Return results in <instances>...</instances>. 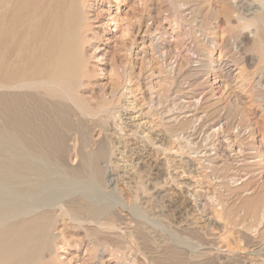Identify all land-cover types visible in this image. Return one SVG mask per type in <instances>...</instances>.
<instances>
[{"label":"bare ground","instance_id":"1","mask_svg":"<svg viewBox=\"0 0 264 264\" xmlns=\"http://www.w3.org/2000/svg\"><path fill=\"white\" fill-rule=\"evenodd\" d=\"M148 2L149 3H147L146 5L147 12L145 13V15H143L141 18L139 17V15V19H135L136 38L132 37L133 39L131 40L135 44L133 49L132 46H130V48L128 46V49L126 48L127 50L124 48L127 54H131V52H133L132 55L135 60V64L136 59H140V62L138 61L139 65L130 63V65L128 66L125 65L118 67L120 62H117V64L114 60V62L104 63L102 66H95L94 64L93 66L90 63L91 61H97L98 59V55L95 53L96 50H98L99 46L97 44L98 42L96 43V37L98 35L99 28L105 21L104 18L108 19L105 21L106 23L104 22L106 25L109 26L110 23H112V27H114L113 33L115 32L116 34H118L122 31L127 32V28H129L130 26L132 28L134 23L132 22V18L134 17L131 14L133 6L132 3H130V0H0V264H59L60 258L57 250L67 245L69 241L64 233L65 231L63 226V224H66L67 221L69 225L85 231L86 236H88L89 238L88 243L97 246L100 254L101 252L103 253V251H105L107 241H110L107 239L118 238L119 240V238L122 239L121 237L127 235H124V228L122 227L123 221L120 224L117 223L118 221H115L120 220V218L117 219L118 215L114 212L111 206L112 203L111 198H109L110 196L107 197L105 192L101 193V189L103 188L104 191L107 190L105 188L112 189L113 184L116 181V175L121 180L126 178L128 175H133L134 171L133 169L129 168L128 164L122 162V164H120L115 160V151L113 150L114 148L112 146L113 142L107 141L106 138L99 137V135L101 134L100 132L97 136L95 135V137L90 136L89 131L87 130L89 129L87 128V124L88 121H100L99 124H103L107 121L106 123L108 124V119L115 116L118 117V115H115V112L117 110L116 107L118 106V101L120 100V97H122L121 95H123L124 92L128 94L134 92V94H137L135 93L137 91H134L135 89L138 90L137 85L141 86L143 84H146V82L148 83L147 86L149 85V89L150 87H158L156 88L160 94L159 95L157 92L158 98L159 96L161 97V94H165V96L167 95L166 98L162 97L165 100L170 98L171 95L169 96V98H167L168 94H166V91L169 90L172 83L176 82L173 80L174 78H171L169 76V73L168 75L162 74L161 69L163 68L160 65L161 61L159 62L157 57V55H161L162 52L159 51L160 41L159 38L156 37V35L157 32L162 31L158 30L162 27L164 28L165 26H163L160 21L164 20L160 17L162 9H179V11H181L180 9L183 10V7L188 6L187 8H190V10H192L193 7L205 5V8L207 9L206 11H208L209 13L206 16L204 15L205 17L200 20V27L213 23H215L216 25L225 24L227 28L231 27L235 30L238 29V32L237 30H231L233 31V33L237 32L235 34V38H239L243 29L245 30L252 28V30H250V41L252 44L251 51L254 52L257 57L256 66L261 71H264V0H252L250 1L251 3L248 2V4H243L242 0H163V4H161L160 0H149ZM183 4L185 5L182 7ZM113 7L117 9L114 14L112 13ZM121 8L123 9L120 10ZM171 11L172 10H170L169 12ZM182 15L185 17L184 14H179L180 20L177 17L179 20L178 23L183 20L181 19L183 17ZM173 18L171 19L173 21L172 25H174V23L175 25H177L178 23L176 24V22H174L176 20L175 18L173 20ZM189 19L186 20V17L184 18L187 23ZM191 21H193V18L190 19L189 23ZM184 23L186 24V22ZM126 32L124 33V35H126ZM222 34L224 33L222 32ZM220 37L222 38L221 35ZM129 38L131 39V37ZM178 38L179 37H176V40ZM120 40H123L122 37L117 41ZM200 40L195 39L196 42L194 40L193 41L196 43L195 45L198 48L197 50H199V52L201 51L200 53L202 54L205 48H202L203 42L201 43ZM128 42H130V40ZM173 42L166 44V47L164 46L161 48L168 49L167 47H169L170 44L172 45ZM122 43H125L124 40L122 41ZM138 44L140 46H138ZM177 44L178 42L173 45L176 46ZM123 45L124 44H122V46ZM223 46H225L224 49H226V52L229 53L231 49L226 47L227 44L225 43V45ZM194 48L196 49V47ZM124 49L120 50L123 51ZM168 50L164 51L166 55ZM205 51L208 52L207 50ZM232 51H234V49ZM234 52L235 56L233 54L231 55L233 56L235 63H232L233 61L230 64L229 62L227 63L225 59H222L220 52L216 57H212L213 59L211 67L209 66L216 72L217 75L218 71L220 70L219 72L223 74V76L220 75V77H224L227 81L229 80L230 76H232L231 73L233 71L235 72V69L232 71L231 66H234L235 64L237 66L239 64L237 60L241 59L237 58L236 51ZM166 55L164 58L167 57ZM126 58L124 59L125 61L127 60ZM159 59L163 60L162 57L160 58V56ZM185 59L187 61V59L189 58H185L184 56H182L177 62L179 64L180 71L182 73L184 72V74L181 73L179 77L182 75L186 77L185 72L188 70L185 68L184 64H187L189 60L186 63ZM125 61H123L124 64ZM143 61L147 64L145 65ZM209 61L211 60L209 59ZM164 62L167 63L166 61ZM201 62L203 63L205 61ZM142 63L146 66L144 69ZM204 64L205 63H203L202 65ZM242 64L244 66V63ZM242 64L238 65V73L236 72L237 75L233 77V80L237 77L238 79H240L245 76L243 72L244 67L241 68L240 66ZM134 66H138L137 72L133 70ZM159 66L161 67V69L159 68ZM209 67L208 70H210ZM103 71L107 72V74L109 75V80H107L106 83L101 84L98 82L95 75H97V73L101 74ZM180 71L178 72L180 73ZM200 72L201 70L199 71V73ZM197 73L198 72L196 71L194 72L195 78L196 76L198 77L200 75ZM199 78L197 79L200 80ZM219 81L221 82L222 80L219 78ZM204 82L205 81H199L193 83L198 88H200L206 96L202 105V110L205 112V118L203 119L212 121V123H210L215 124L216 126L218 124L220 126L221 123V127L225 126L227 128L231 126V121H233V119L237 117V115H241L240 118L236 120V123H238L239 127L251 126L248 129L250 133L248 134L250 136V139L246 140V137H244L245 133L242 131L244 134L243 136H240L238 140H236L238 145H236L237 149H234V152H238L237 154L240 153L241 155L245 156L244 158H242L243 161L241 160V167L246 174L250 175V178L246 179L240 185L235 186V188L232 185L233 190H231L232 188L229 187L227 182H221L219 180L218 181L221 182V184L228 185L227 190L233 191L235 200H239L242 210L244 207L247 210V213L251 215V217H253V220H255L260 216L259 214L264 216V214L262 213V211L264 212V209L262 210V204L264 203V189L260 188V190L257 185L258 183L256 184L253 181L254 175L259 174V172L261 171V165L264 164V159L261 157L264 155V150H262V147L256 143L255 138L257 136L254 129L256 125H254L253 127L252 121L254 120L255 116L253 117L252 110H248L250 106L248 107L247 105L249 103L246 105L247 108L243 106V101L245 98H242V104L239 102V104H241L244 108H241L238 105L234 104L235 102L233 98L239 95L235 94V89H231L228 95V100L226 102L220 100L221 98L214 100L213 98H210L211 96H208L209 93L213 90L214 86L212 84H204ZM208 82L209 81L206 80V83ZM175 85H177V83ZM239 87H241V85ZM177 88L175 92L178 90L179 92L180 90L182 91L181 85H177ZM225 88L227 89V87ZM174 89H172V91ZM255 89H257V87ZM85 90H87V92L90 91L91 96H86V92L84 93ZM151 90L150 92H154ZM172 91L170 93L173 95L174 93H172ZM183 91L185 92V90ZM248 91L249 90H247L246 93ZM250 91L255 92V90L253 89H251ZM262 97L263 96H261L260 98ZM237 98L240 97L238 96ZM225 99H227V97H225ZM242 99L240 98V101ZM250 99H254L253 101L256 100L252 97ZM128 103L129 102H127L126 104ZM236 103L238 104V100H236ZM136 104L138 103L136 102ZM139 104L137 105L138 109L140 106H142V104ZM119 105L121 104L119 103ZM122 106L120 107L121 110ZM128 108L130 107L128 106ZM242 115H245V117H243ZM246 115H252V120L250 118H246ZM190 116H192V114ZM135 117L137 116L135 115ZM196 117L194 118L196 119ZM174 118L170 117L172 121H168L167 119L169 118H167V124L164 123L165 121H161L163 125L161 124V126L159 127L162 128L160 129L162 135H160L165 142H169L172 136H175L174 134L178 130L184 131L185 129H187L186 127H188L189 122L193 121L194 119L191 118V121H189V119L182 118V120L175 122V120L173 121ZM256 120L257 119H255L254 122ZM114 121L115 120H113L112 123ZM153 121L154 124L152 122L151 125H157V123H155L156 121ZM144 122H146V119ZM135 123H131L134 125L133 127H135ZM137 124L139 125V123ZM113 127L112 128L115 131V125ZM131 127L132 126H130V128ZM154 127L157 128L156 126ZM107 128L105 129L108 130L109 128ZM229 128L227 130H229ZM122 129L124 130V128ZM73 131L80 136V142L78 146L74 148L73 146L75 144L73 146L69 145L70 143L68 144V137ZM127 134L129 135V133ZM144 134L145 132L143 133V135ZM78 135L77 137L79 139ZM123 135H125V132ZM70 138L72 139V137ZM234 138L232 140H234ZM73 141L75 143V138L73 139ZM72 152H74L73 155L77 157L76 164L74 165L71 164V161L69 164V157L72 155ZM168 154L171 156L173 155L169 152ZM255 157L261 158L253 160ZM171 159L172 157L168 160ZM258 160L263 161L256 162ZM209 164L211 165V163ZM223 164H217L215 166L213 165V167L211 166L213 170L209 169L208 171L212 172L214 171V169L220 170L227 168L224 162ZM167 167L168 165L166 163V167L164 168H166L167 172H169V169ZM222 171H220V173H222ZM223 174L225 175V172ZM224 179L226 180V178H223V180ZM229 179L231 180V178ZM230 180H228V183ZM216 184L219 183L217 182ZM138 186L140 187L141 185L138 184ZM79 188L85 189V191L83 190L84 192H76V190H78ZM226 196L229 197L230 195L226 194ZM230 202H232V200H230ZM239 203L236 204L238 205ZM246 210L244 211V213L246 212ZM232 213L234 214L233 210ZM234 216L236 217V215H233L231 218H233ZM240 221L238 220L236 222L244 225ZM232 222H234L233 219ZM244 222L246 223V221ZM250 222L251 221H249V223ZM260 222L256 225H260ZM239 224L236 225V227L241 231L242 226L240 227ZM242 229V231H244L243 227ZM242 231L241 233H244ZM258 231L259 230H257V232ZM261 234L262 236H264V231ZM176 248L177 247H175V249ZM210 251L211 250H209V253L211 254ZM102 258L103 257L100 256L98 257V260H101ZM222 259V262L224 263H227L229 261V257L225 254H223Z\"/></svg>","mask_w":264,"mask_h":264},{"label":"rangeland","instance_id":"2","mask_svg":"<svg viewBox=\"0 0 264 264\" xmlns=\"http://www.w3.org/2000/svg\"><path fill=\"white\" fill-rule=\"evenodd\" d=\"M148 1L149 0H143V1L130 0V3H132V6H133L131 14L134 17V18H132V22H134V23H133L132 28L130 26L129 28H127L128 31L127 32L125 31L126 35L128 37L126 35H124L125 32H123V31H122L123 34H122V32L118 33V34H116L115 32L113 33L114 27H112L113 26L112 23H110L109 26L106 25L105 21L108 19L104 18L105 21L104 20L103 21L105 23L103 22V25L99 28V31H98L99 36L97 35V37H96V43L98 42L97 44L99 45L98 46L99 51L96 50L95 53L98 55V57H97L98 59H97V61H94V60L91 61L90 64H92V65L94 64L95 66H98V65L102 66L104 63H112L114 61H116V63L120 62L118 67L125 66V65L128 66V65H130V63L135 64V60H134L133 55H132L133 52H131V54H127L126 50L128 49V46H129V48H130V46H132V49H133V47L135 45L133 43V41H131L133 38H136L135 37L136 36V33H135V29H136L135 23L136 22L135 21L138 20L139 17L141 18L147 12L146 5H147V3H149ZM160 1H161V4H163V0H160ZM250 1H252V0H250ZM250 1L242 0L243 4H245V3L248 4V2L251 3ZM133 3H134V5H133ZM184 5L185 4H183L182 7ZM187 7H183L184 11L182 9H180L181 11H179V9L178 10L170 9L172 11L169 12L170 11L169 9H167V10L162 9L160 17H161V19H164V20H160V21H161V24L163 26L165 25L164 28L167 27V28H165L166 33L164 32V28L162 27L158 31L162 30L163 32L162 31L161 32L163 34L161 32H157V35L159 34L160 36L156 35V37H158L159 41H160L159 51H161L163 53L162 54L160 52L162 56L159 53H158L159 55H157L158 61L159 62L161 61L160 65L163 69H161L160 66H159V68L161 69V72L163 75L164 74L168 75V73H169V76L171 78H174L173 80L177 83V85L178 86L181 85L182 91L180 90V92H179V90H178L175 92V90H177L178 88H177V85H175L176 83H172V85L169 88L170 91L168 90V91H166L167 93L165 92L166 94H168L167 98H169L170 95L172 97L170 96V98H169L170 100L169 99L165 100L164 98H166V96H167V95L165 96V94H161V97L159 96V98H158V96H157L158 91L156 89V88H158L157 86L154 88L150 87V89H149V87H148L149 85L147 86V84H148L147 82H146V84H143L144 86L143 85H141V86L137 85L138 90L137 89L134 90V91H137V92H135L137 94H134V92H132V93H129L130 94L129 95L128 93L124 92L125 95H124V93H123L124 96L121 95L122 97H120V100L118 101V106L116 107V109L118 111L115 109L116 110L115 115H118V117L115 116L113 118L108 119V124L106 123L107 121L104 122L105 124L104 123L99 124L100 121H88V124H87V128H89V129H87L89 131V135L92 137H95V135L97 136L100 132L101 136L99 135V137L106 138L107 141L113 142L112 146L114 148L113 150L115 151V153H114L115 157H116L115 160L117 162H119L120 164H122V163L128 164L129 168L133 169V171H134L133 175H128L126 178L121 179V180L116 175V181L114 182L112 189L105 188V189H107L105 191L103 190V188L101 189V193L105 192L107 197L110 196L109 198H111V203H112L111 206H112L114 212L118 215L117 219L120 218V220H115V221H118L117 223H119V224L122 223V221H123V223H122L123 226L122 225L121 226L124 228V230H123L124 235L125 234H127V235L124 236L125 238L124 237H121L122 239L119 238V240H122V241H119L118 238L109 237L111 239H107L110 241H107V245L105 246V251H103V253L101 252V254H100L97 246H94L93 244L88 243L89 238H88V236H86L85 231L69 225V223L67 221L66 224H63V226H64V231H65L64 233H65V235L69 241H68L67 245H65V246H63L57 250V252L59 253V258H60L59 264H218L219 262H220L219 264H249V263L250 264H255V263L256 264H264V236H262V234H261L264 231V226H263L264 225V222H263L264 218H262L264 216L259 214L260 216L257 217V219L253 220V217H251V215H249L247 213V210L244 207L242 210V207L240 206L239 200L238 199L235 200V196L233 195V191H231V190H233L232 185L235 188V186L240 185L246 179L250 178V175L246 174L245 171H243L242 167H241V163L243 161L242 158H244L245 156L241 155L240 153L237 154L238 152L236 150H235L236 152H234V149H237L236 145H238L236 140H238V138L240 136H243L244 133L246 134V135L244 134V137H246V140L250 139V136L248 135V134H250L248 129L251 126L250 127L247 126L248 128L245 126L239 127L238 123H236L237 122L236 120H238L241 115H237V117H235L233 119V121H231L232 128H231V126H229L231 129L229 127L226 128L225 126L221 127V123H220V126H219V124L216 126L215 124H211L212 121H209V120L207 121L206 119H203V118H205V114H204L205 112L202 110V105H203L204 98L206 96H205V93L202 92V90L200 88H198L196 85L193 84L194 82H199V81H205L204 84H212L214 86V88L209 93L208 96H211L210 98H213L214 100L221 98L220 100H222L223 102H226L228 100V97H229L228 95H229L231 89H235V94H239L238 96L241 99L245 98L244 101H243V99L240 101V98H237L238 96L233 98L234 102H235L234 104L238 105L241 108H244L243 106L246 107V105L249 103L247 105L248 107L250 106L248 108V110L249 111L252 110L253 117L255 116L254 120L257 119L255 121L256 123L254 122V120H252V118H251L252 115H246L247 116L246 118H250L253 121V127H254V125H256L254 127L255 134L258 136V139H257V136L255 135L256 136L255 137L256 143L262 147V150H264V147H263L264 146V118H262V117H264V71H261L256 66L257 57L254 54V52L251 51L252 44L250 41L251 40L250 30H252V28L245 29V30L243 29L241 31V35L239 36V38L238 37L235 38V34L238 32V29H236L237 32L233 33V31H236V30L231 28L230 26H229L230 28H227V26L225 24H217L216 25L215 23H213L214 25L209 24V25H203L202 27H200V20L203 17H205L206 15H208V13H209L208 11H206L207 10L205 8L206 6L203 5V6L193 7L192 10H190V8H187ZM122 9L123 8H121L120 10H122ZM116 10L117 9L115 7H113L112 13L114 14L116 12ZM163 11H164V13H163ZM174 12H175V14H174ZM102 13H105V12H102ZM176 14H178V15H176ZM179 14L180 15L184 14L186 17V20L189 18L190 19L193 18V21H191L189 23V21H190V19H189V21L187 23V21L184 20L185 17L182 15L184 18L181 16L182 17L181 19H183L184 21L181 20L180 23H178L180 20ZM165 16H166V18H165ZM171 17L175 18L176 21H174V22H176V24L178 23L177 24L178 27H177V25H175V23H174V25H172L173 21L171 20L172 19ZM177 17L179 18V20ZM174 18H173V20H174ZM184 22H186V24ZM168 23H169V25H168ZM171 26H173L174 29ZM231 30H233V31H231ZM110 31H111V33H110ZM222 32L224 34H222ZM160 33L162 34V37H161ZM114 34H115V36H114ZM217 34H219V35H217ZM122 35H124V36H122ZM211 35H214V36L216 35L215 36L216 38L214 36H211ZM220 35L222 36V38L220 37ZM231 35L232 36L234 35L233 36L234 38ZM171 36H172V38H171ZM121 37L126 44L122 43L123 40H120L121 42L117 41ZM129 37H131V39ZM176 37H179L178 38L179 40L178 39L176 40ZM223 37H225V38H223ZM165 38H167V39H165ZM194 38L199 39V40L201 39L200 40L201 43L203 42L202 48L203 47L205 48V49L203 48L204 49L203 53H202L203 55L200 53L201 51L199 52V50H197L198 48L195 45L196 41ZM214 38H215V41H214ZM220 38H221V40H220ZM126 39L128 41L130 40V42H128ZM168 42L169 43L173 42V44L178 42L179 46H178V44L176 46L173 44L172 45L170 44L169 47H167L170 51L166 48H164V49L161 48L164 46L166 47V44H169ZM225 43L227 44L226 47L231 49L229 53H227L226 49H224L225 46H223V45H225ZM122 44H124V45L122 46ZM199 44H200V42H199ZM221 45L223 48L221 47ZM138 46H140V45L138 44ZM194 47H196V49ZM124 48L125 49L127 48V49L125 50ZM120 49H124L123 50L124 52ZM233 49H234V51H236V54L239 56L238 57L236 55V57L241 58V59L237 60L239 62V64L244 63V66H243V64L240 66H241V68L244 67L243 72H244L245 76L243 78H240V79H238V77H237L234 79L235 81L233 80V77H235L238 73V65L239 64L237 66L235 64L234 66L233 65L231 66L232 71L235 69V72L233 71L234 73L233 72L231 73L232 76H230L231 74L229 75L230 78L231 77L232 78L231 79L229 78V80L227 81V80H225L224 77H222V78L220 77V75L223 76V74L221 72H219L220 70L218 71V75H219L218 76L216 74V72L213 69H211L210 67H211L212 59L214 57H216L217 54H219L220 52H221L220 54L222 56V59H225V61H227V63L229 62V64H230L232 61H233L232 63H235L234 62L235 60H234L233 56L231 55V54H233V55L235 54V52L232 51ZM166 50H168L167 55L164 52ZM205 50H207L209 52V54ZM120 54L121 55L124 54V55L121 56ZM164 54L167 56L166 58H164L165 57ZM163 55H164V57H163ZM185 55H188V56H185ZM123 56H125V57H123ZM159 56H160V58L162 57V59L164 58L165 60L164 59L160 60ZM177 56L178 57L184 56L185 58H189V59H187V61L185 59L186 63L188 62V60H189V62L187 64H184L185 68L188 70L185 72L186 77L184 75L179 77V75L182 72L180 71V67H179V64L177 62L180 60L181 57L178 58ZM204 56H206L207 58ZM231 56H232V58H231ZM125 58L127 59L126 61L124 60ZM209 59L211 61H209ZM123 61H125V64ZM138 61L140 62L139 58L136 59L135 65H139ZM162 61L163 62L166 61L167 63L164 62L165 63V65H164V63ZM201 61H205V62H203L205 64L202 65L203 63ZM143 63H145V65L147 64L144 61H143ZM143 63H142V66L144 69L146 66ZM158 65H159V63H158ZM208 67L210 70H208ZM189 68H190V70H189ZM133 70L135 72H137L138 66H134ZM200 70H201V72L199 73ZM202 70H204L205 72ZM178 71H180V73ZM189 71H191V72H189ZM195 71L198 72L197 74H200L199 75L200 78H199V76L198 77L196 76V78H195V75H194ZM261 72H263V73H261ZM182 74H184V72ZM189 75H193V76H189ZM95 77L97 78L98 82L101 84L106 83V81L109 80V75L107 74L106 71H103L101 74L97 73V75H95ZM181 77L182 78L184 77V78L182 79ZM197 78H199L200 80H198ZM219 78L222 80L221 82L219 81ZM223 78H224V80H223ZM206 80H208L209 82L206 83ZM225 81H227V82H225ZM222 82H223V84H222ZM239 82H240V84H239ZM236 83H237V85H236ZM232 84H233V86H232ZM226 85H228L229 87L231 86L232 88L231 87L229 88ZM240 85L242 88L244 87L247 89H244V88L242 89L241 87H239ZM255 86L257 87V89H255L256 88ZM225 87H227V89ZM171 88L172 89L175 88V89L172 91ZM237 88L240 90H238ZM251 89L255 90V92L250 91ZM150 90L154 91V92H150ZM183 90H185V92ZM224 90H227V91H224ZM247 90H249V91L246 93ZM171 91H172V93H174L173 95L170 93ZM236 91H239V92H236ZM84 93L88 97L91 96L90 91L87 92V90H85ZM255 93H256V95H255ZM257 93L258 94L260 93L259 95H261L263 97L260 98L261 96H259ZM131 94H132V96H131ZM158 94H159V92H158ZM162 95H164V96H162ZM243 95H245V96H243ZM252 95H254L255 97ZM222 96L224 99L222 98ZM250 96L252 98H255L256 100L253 101L254 99H250L251 98ZM162 97H164V98H162ZM225 97H227V99H225ZM162 99H164V100H162ZM235 99L238 100V104L236 103ZM246 99H248V100H246ZM242 101H243V106L241 105ZM125 102L126 103L129 102V103L126 104ZM136 102L138 104L140 102L139 105L142 104L143 107L140 106L138 109L137 108L138 104H136ZM239 102L241 104H239ZM119 103L121 105H119ZM122 104H123V106H122ZM121 106H122V110L120 108ZM128 106L130 108H128ZM201 110H202V112H201ZM260 110H261V112H260ZM125 111H126V113H125ZM141 111H144V112H141ZM258 111H259V113H258ZM129 112H131V113H129ZM191 114L193 117L190 116ZM135 115L137 117H135ZM242 116L245 117V115H242ZM138 117H140V118H138ZM170 117H173V118L175 117L173 119V121L175 120V122L182 120V118L183 119H189V121H191V118L193 119L194 117H196V119L194 118L195 120L193 119V121L189 122L188 127H186L187 129H185L184 131L178 130L174 134L175 136H172V138L169 142H165L162 139V136H161L162 134L160 132V129H162V128H159V127L161 126V124L163 125V123H161V121L162 122L165 121L164 123L167 124L168 121H170L172 119V118L170 119ZM198 117H199V119H198ZM167 118H169V119H167ZM145 119H146V122H144ZM166 119L168 120L167 122H166ZM111 120L112 121L115 120L116 123L114 121L113 122L114 124H113ZM153 120L156 121L155 123H157V125H151L152 122L154 124ZM149 122H151V123H149ZM93 123H96V124H93ZM131 123H135L136 128L140 127L139 128L140 131H139V129H136L135 127H133L134 125ZM137 123H139V125ZM158 123H160V124H158ZM92 124H93V126H92ZM146 124H148V125H146ZM101 125H102V127H101ZM114 125H115V131L113 129ZM206 125H208V126H206ZM94 126H95V128H94ZM98 126H100V127H98ZM109 126L111 127V129ZM122 126H124V127H122ZM130 126H132L131 127L132 129L130 128ZM154 126H156L157 128H155ZM150 127H152L153 129ZM236 127L238 128V130L240 129L239 130L240 133ZM105 128H107L108 130H106ZM122 128H124V130ZM228 128H229V130H227ZM245 128H247V129H245ZM104 129H105V131H104ZM223 129H225V130H223ZM121 130H122V132H121ZM116 131H120V132H116ZM157 131H159V132H157ZM108 132H110V133H108ZM113 132H115V133H113ZM124 132H125V135H123ZM126 132L129 133V135ZM142 132L143 133L145 132V134L143 135ZM105 133H108V134H105ZM118 134H120V135H118ZM77 135L78 134L73 131V132H71L70 136L68 137L69 138L68 144L70 143L69 145H72V146L75 144L73 146V148L77 147L79 142H80V136L78 135L79 136V139H78ZM115 136H118V137H115ZM70 137H72V139ZM74 138L76 140L75 143L73 141ZM108 138H110V139H108ZM120 138H121V140H120ZM144 138H146V139H144ZM233 138L235 141L232 140ZM259 139H260V141H259ZM146 140H148L149 142ZM262 141H263V143H262ZM150 143L151 144L155 143V144L151 145ZM260 143H262V144H260ZM110 144H112V143H110ZM232 145H234L235 147ZM115 148H116V150H115ZM168 152L172 153L173 155L172 156L169 155ZM73 153L74 152H72V155L69 157V164L71 161V164L74 165V164H76L77 157H75L73 155ZM263 154H264V151H263ZM119 155H121V156H119ZM263 156H261V157L264 159ZM123 157H124V159H123ZM169 157L170 158L172 157V159L174 158L173 159L174 161L172 159L168 160V159H170ZM261 157H255L253 160L259 159ZM71 158H72V160H71ZM119 159H120V161H119ZM238 159H239V161H238ZM259 161H263V160H258L256 162H259ZM219 162H222V163H219ZM223 162L226 164L227 168L220 169V170L214 169V171H212V172L208 171L209 169L213 170V168H212L213 165L215 166L217 164H223ZM164 163H165V165H164ZM166 163L168 165L167 168L169 169V172H167V169L164 168V167H166ZM209 163H211V165ZM228 167H230V168H228ZM164 169H165V171H164ZM220 171H222V173H220ZM214 172H216V173H214ZM224 172H225V175L223 174ZM217 173H218V175H217ZM224 176H226V177H224ZM228 177L231 178V180ZM223 178H226V180L225 179L223 180ZM253 178H251V179H253L254 183H256V184L258 183L257 185H258L259 189L260 188L264 189V185H263L264 184V164L261 165V171L259 172V174L254 175ZM218 180L221 182H223V181L227 182L229 187L232 189L228 191L227 190L228 185L221 184V182H219ZM228 180H230L229 183H228ZM255 180H257V181H255ZM211 181H212V183H211ZM217 182L219 184H216ZM262 182H263V184H262ZM138 184L141 185L140 187L142 189L138 186ZM259 185H261V186H259ZM224 186L225 187L227 186V187L225 188ZM79 189L76 190V192H84L85 191V189H82V188H79ZM230 192H232V193H230ZM226 194L230 195V196L233 195V196H231L232 198L229 196L230 197L229 198L228 196H226ZM149 197H152V198H149ZM230 200H232V202H230ZM236 203H239V204L237 205ZM262 205L264 206V203ZM235 206H236V208H235ZM263 206H262V210L264 209ZM232 210H233L234 214L232 213ZM245 210H246L245 213L248 215H246L244 213ZM242 211H243V213H242ZM262 213L264 214L263 211H262ZM237 214H238V216H237ZM243 214H244V216H243ZM233 215H236V217L234 216L236 219L234 217L231 218ZM245 215H246V217H245ZM232 219L234 222H232ZM238 220L239 221L242 220L240 222L244 225H241V224H239V222H236ZM257 220H259V221H257ZM244 221H246V223ZM249 221H251L250 222L251 224L249 223ZM260 221L263 223H261ZM229 222H230V224H229ZM259 222H260V225H256ZM235 223H237V224H235ZM238 224L240 227L242 226L244 228V231H242L243 229L241 227V231L244 232L245 234L241 233L240 229H238L236 227V225H238ZM234 225H235V227H234ZM247 227H249V228H247ZM125 228H128V229H125ZM238 230H239V232H238ZM257 230H259L260 232L259 231L257 232ZM251 232H253V233H251ZM239 234H241V235H239ZM252 235H253V237H252ZM238 242H240V243H238ZM217 244H219V245H217ZM109 245H111V246H109ZM173 246H174V248H173ZM221 246H222V248H221ZM175 247H177V248L175 249ZM217 249H219V250H217ZM209 250H211L210 251L211 254L209 253ZM179 251H181V252H179ZM206 251H208V252H206ZM200 252H202V253H200ZM214 254H216V255H214ZM223 254H225L229 257V261L227 263L222 262ZM100 256L103 258L101 260H98V257H100Z\"/></svg>","mask_w":264,"mask_h":264}]
</instances>
